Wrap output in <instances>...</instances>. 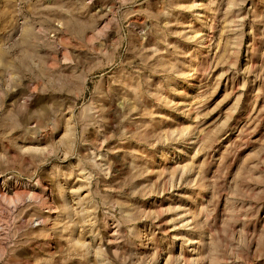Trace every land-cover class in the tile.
I'll return each instance as SVG.
<instances>
[{"label":"rangeland","instance_id":"1","mask_svg":"<svg viewBox=\"0 0 264 264\" xmlns=\"http://www.w3.org/2000/svg\"><path fill=\"white\" fill-rule=\"evenodd\" d=\"M0 264H264V0H0Z\"/></svg>","mask_w":264,"mask_h":264}]
</instances>
